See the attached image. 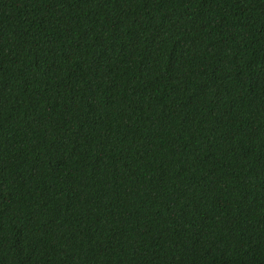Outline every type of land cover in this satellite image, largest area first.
I'll use <instances>...</instances> for the list:
<instances>
[{
  "label": "trees",
  "instance_id": "16d2710c",
  "mask_svg": "<svg viewBox=\"0 0 264 264\" xmlns=\"http://www.w3.org/2000/svg\"><path fill=\"white\" fill-rule=\"evenodd\" d=\"M0 264H264V0H0Z\"/></svg>",
  "mask_w": 264,
  "mask_h": 264
}]
</instances>
